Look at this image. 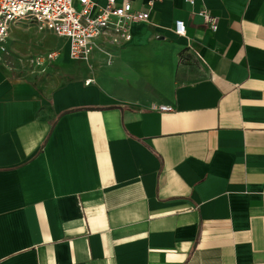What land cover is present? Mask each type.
<instances>
[{"label":"crops","instance_id":"crops-1","mask_svg":"<svg viewBox=\"0 0 264 264\" xmlns=\"http://www.w3.org/2000/svg\"><path fill=\"white\" fill-rule=\"evenodd\" d=\"M131 31L0 67V264H264V0H163Z\"/></svg>","mask_w":264,"mask_h":264},{"label":"built area","instance_id":"built-area-1","mask_svg":"<svg viewBox=\"0 0 264 264\" xmlns=\"http://www.w3.org/2000/svg\"><path fill=\"white\" fill-rule=\"evenodd\" d=\"M163 0H149L146 10L136 9L130 1L118 0H0V54L5 52L11 29L23 22H33L40 30L67 40L68 58L73 62L89 63L99 42L120 46L132 40L133 24L148 21L149 9ZM190 6L196 0H185ZM205 25L217 30V20L208 11L198 12ZM174 33L185 36L186 25L175 21ZM58 58L56 50H49L37 59L43 66ZM160 111L171 112V106Z\"/></svg>","mask_w":264,"mask_h":264},{"label":"rangeland","instance_id":"rangeland-1","mask_svg":"<svg viewBox=\"0 0 264 264\" xmlns=\"http://www.w3.org/2000/svg\"><path fill=\"white\" fill-rule=\"evenodd\" d=\"M10 40L6 44L5 52L0 54V67L19 73L30 74L45 72L50 68L57 69L60 64L67 62V40L58 38L53 33L40 30L33 22H23L12 28ZM49 50L58 52L57 63L39 66L37 59L46 55Z\"/></svg>","mask_w":264,"mask_h":264}]
</instances>
